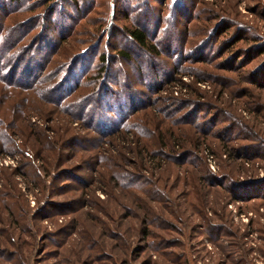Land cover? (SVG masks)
<instances>
[{
  "label": "rangeland",
  "instance_id": "obj_1",
  "mask_svg": "<svg viewBox=\"0 0 264 264\" xmlns=\"http://www.w3.org/2000/svg\"><path fill=\"white\" fill-rule=\"evenodd\" d=\"M0 31V264H264V0H0Z\"/></svg>",
  "mask_w": 264,
  "mask_h": 264
},
{
  "label": "trees",
  "instance_id": "obj_2",
  "mask_svg": "<svg viewBox=\"0 0 264 264\" xmlns=\"http://www.w3.org/2000/svg\"><path fill=\"white\" fill-rule=\"evenodd\" d=\"M43 1H48V0H43ZM73 3L74 2H78V0H70ZM1 32V31H0ZM127 35L129 36V38L133 41V43L141 50L149 53L152 56H158L159 53L156 50V47L154 45L153 42H150L148 40V35L146 33V31L144 30L143 27H131L127 30ZM123 57L126 59H129L128 54H123ZM18 65V64H17ZM17 65H15L14 70H16ZM44 66V64L39 65V68H42ZM153 66L155 67L156 65L153 64ZM159 67V66H158ZM28 69V66L25 67L24 69H22V71L26 72V70ZM161 70V69H160ZM14 73V72H13ZM12 72L10 73V76L13 74Z\"/></svg>",
  "mask_w": 264,
  "mask_h": 264
}]
</instances>
